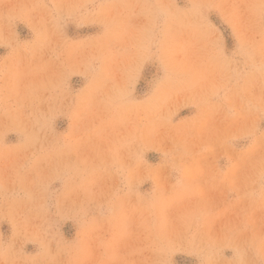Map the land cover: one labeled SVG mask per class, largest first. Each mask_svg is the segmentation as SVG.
<instances>
[{"label":"rangeland","instance_id":"rangeland-1","mask_svg":"<svg viewBox=\"0 0 264 264\" xmlns=\"http://www.w3.org/2000/svg\"><path fill=\"white\" fill-rule=\"evenodd\" d=\"M0 264H264V0H0Z\"/></svg>","mask_w":264,"mask_h":264}]
</instances>
